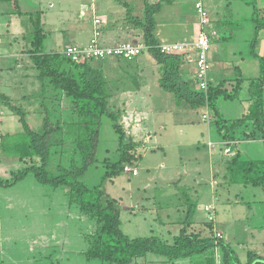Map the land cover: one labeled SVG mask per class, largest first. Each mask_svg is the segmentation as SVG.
I'll return each instance as SVG.
<instances>
[{
	"label": "rangeland",
	"instance_id": "1",
	"mask_svg": "<svg viewBox=\"0 0 264 264\" xmlns=\"http://www.w3.org/2000/svg\"><path fill=\"white\" fill-rule=\"evenodd\" d=\"M51 1V0H47ZM54 3L55 13L58 14L56 19H51L55 22V27H50V31L55 33H48V41H45L44 50L48 51V44L55 40V38L64 41L67 44L79 45L80 42H76L74 37L80 38L81 41H86L90 38V32L93 29V23L95 19L100 15L104 14L105 11L99 10L98 15H96V7L98 8L102 5L101 0H52ZM206 1V0H205ZM223 6V11L221 13L224 16L223 23L228 26H233V30H237L241 36H236L235 42H220L214 43L212 48V54L214 50H219V54L223 55L226 50L231 49L241 51L243 55H249L252 52L253 42L250 39L254 37L255 24L253 19H257L258 23H264V16L260 12L255 18L253 15L254 9L252 5H257L256 0H219ZM195 0L192 1H182L175 6H165L163 11L158 16L160 24L165 22V26L170 28L174 26H180L184 24L196 25L198 16L194 8ZM141 0H132L130 2L132 11L135 13L131 14L130 17H135L141 14ZM118 4V3H116ZM95 5L94 10L92 6ZM110 7L114 6V3L109 4ZM86 6V8H85ZM123 7V5H122ZM120 9V7H117ZM127 10V8H125ZM128 11V10H127ZM128 17V13H127ZM258 17L260 19H258ZM221 20V19H220ZM52 22V23H53ZM214 22V21H213ZM54 24V23H53ZM242 26V29H239ZM87 34L84 35V31ZM223 32V31H222ZM227 38L228 34H223ZM231 37V35H229ZM244 38V41H243ZM249 40L250 42H246ZM143 42V41H142ZM257 46V44H256ZM227 48V49H225ZM255 52L257 50L255 48ZM147 58V53L141 56L138 60L122 65L124 69L121 68H104V74L107 78L112 79L110 81L111 87L119 89L122 85H131V80L125 78L126 76L117 77V73L123 71L127 76L139 77L141 71L138 69V65L142 59ZM97 63V61H95ZM141 69V68H140ZM124 78V79H123ZM122 80H126L122 83ZM42 84V83H41ZM43 87V86H42ZM49 87V86H48ZM41 86L34 92V97L27 98V101H20L18 98L12 99V104L16 108H21L25 114L26 119L29 120L30 125L34 130H37L39 126L36 125L34 119L32 120L33 114L26 112L27 108L36 107L41 109L45 113V109H50L52 116L55 118V122L59 119H63L66 108H69V100L67 98H58L56 92L53 88L49 87L46 90H42ZM114 90V98L111 104L113 106H118V93ZM120 93V92H119ZM170 101L176 99L173 95H170ZM127 101V99H125ZM167 103L165 106L170 105L168 100L160 101ZM186 107V105L184 104ZM0 110L4 115L0 116V140L2 136H6L7 133L12 135L16 132H22L23 126L20 122V116L16 112L12 111L9 107L0 103ZM207 112H203V111ZM196 110L195 114L202 116L206 114L208 127L215 130L214 123L211 118V114L207 109ZM43 113V114H44ZM185 111L182 114H163L159 118L156 117V126L166 125L165 120L176 119L179 123L187 119L189 116ZM166 115V116H165ZM203 115V116H204ZM32 116V117H31ZM38 116V115H37ZM39 117V116H38ZM68 117V116H66ZM228 117H234V115H229ZM42 118V117H41ZM57 119V120H56ZM27 120V121H28ZM178 123V125H179ZM171 127L172 131H178L179 129L174 126ZM168 133L170 131L169 127ZM102 139L97 153L96 163L89 169L86 176L83 178V183L89 188L97 186L102 181V177L105 175L106 169L103 165L105 160L110 162H116L119 158V146L120 139L119 135L114 129L112 121L108 118L102 120ZM196 129H190V135H194L193 132ZM21 133L14 134L15 136ZM8 135V136H9ZM12 135V136H14ZM167 134H164L166 136ZM218 133L212 132V139L215 141L218 137ZM172 137L178 138L175 135ZM168 137V135L166 136ZM61 137H59L60 139ZM62 138L66 140L63 144H59L53 147V159L51 170L56 173L57 167L61 164L70 163V158L76 157L74 154V146L69 138L62 135ZM182 139H184L182 137ZM14 138L11 142H14ZM194 140V139H193ZM207 136L205 139L201 140L199 144L200 149H204L205 146L212 145L211 142L204 145L207 142ZM179 141V140H178ZM188 141V140H187ZM222 142L217 145L222 151L223 155L231 156L230 159L234 158L233 147L234 141L232 142ZM156 142V140H155ZM191 146H186L184 148V154L182 155L183 169L178 167L180 164V158L176 156V151L172 147L166 145V148L160 150H154L148 153V156L153 158V161L149 164L146 162V157L139 159L136 163L138 169L140 170V175L133 177L132 174H127V176H120L113 182L116 186L108 183L106 185V192L112 199L118 202L123 214L122 220V230L126 235L133 237L149 236V235H162L160 236L163 240L172 241L174 236H178L180 229L184 226L186 216L188 214V209L190 204L188 199L192 204L195 205V217L192 221V226L189 228L188 233L199 234L201 237L212 235L216 228L217 222L219 220H226L223 223H229L228 225H222L221 228L225 232H233L240 242L243 243V247L246 250H257L264 253V191L260 187L243 186L241 184L230 185L228 183L227 168L224 165L221 169H218L215 174L216 185L214 189H211L212 180L207 177V163L204 160L203 155H195L193 148L195 144L192 141L188 142ZM211 143V144H210ZM165 144H167L165 142ZM215 143H213L214 146ZM242 142L240 144L239 151L242 156L246 159H251L253 153L261 156L263 150L259 144ZM160 147V146H159ZM236 147V146H235ZM154 148L150 146L149 149ZM1 152V151H0ZM232 152V154H230ZM137 156V150L134 152ZM254 154V155H255ZM0 158V177L9 179L12 176V172H20L26 166L25 163L21 162L18 158L11 157L9 155H3ZM234 155V156H233ZM139 156V155H138ZM137 156V157H138ZM247 156L249 158H247ZM140 157V156H139ZM198 158V162L201 166L196 163L195 159ZM192 159V160H191ZM229 159V161H230ZM255 160V159H254ZM262 160V159H261ZM227 161V163L229 162ZM189 165H187V163ZM195 162V163H194ZM222 163V162H220ZM226 163V164H227ZM163 165V166H162ZM134 166V165H130ZM199 168L200 171H197ZM197 172H201L200 178ZM179 173V174H178ZM188 174L189 176H187ZM179 175H182L179 176ZM187 176V178H186ZM184 177V178H183ZM172 178L178 179L172 181L170 184L166 182L168 179ZM181 180V184L180 181ZM199 180V187L195 186L194 181ZM35 179L32 175L27 177L25 180L19 182L14 188L3 189L0 188V264H17V262L22 261L28 264L29 253L21 250L23 244L27 251H30L31 256L35 258L37 264H66L68 262L65 254H67L68 259L72 261L81 259L79 263H85L81 256H76V251L86 250V253L91 249L92 244L89 240V234H92L96 230V223L90 222V220L79 213L78 209L71 206L69 213L66 207L69 202L68 197H64L62 189H57L56 193H53L52 187H45L40 185V190L33 187V182ZM131 190V191H130ZM51 193V194H50ZM121 194V196H120ZM119 195V196H117ZM9 198L12 199L13 204L8 205L7 201ZM236 201H242L244 204L236 203ZM51 202V203H49ZM49 203L50 205H48ZM223 203L225 208H223ZM248 203V204H247ZM151 206L153 209L148 210ZM217 206H221L220 209ZM221 210V211H220ZM74 215L81 216L87 222H84V228L86 233L78 236L83 230L81 224L76 223L75 227L67 230L68 220L74 219ZM167 215V217H166ZM157 216L162 217L160 226ZM70 217V218H69ZM130 221V222H129ZM215 223L212 231L207 223ZM72 223V222H70ZM165 225L167 227H165ZM81 226V227H80ZM182 226V227H181ZM48 230V231H47ZM168 230V232L166 231ZM58 231L60 234L66 235L68 240H60L59 242H52V234ZM150 231H152L150 233ZM85 232V231H84ZM162 232V233H161ZM167 232V233H166ZM216 232V231H215ZM87 236L86 240L83 236ZM228 237V236H227ZM4 238L7 240L9 238L11 243L8 245L1 246L4 243ZM229 238V237H228ZM72 242L73 246L69 247L64 253V246L67 243ZM28 244V245H26ZM44 245V246H42ZM261 247V248H260ZM83 248V249H82ZM22 252V254L19 253ZM151 256V255H150ZM77 257V258H76ZM151 257H154L153 255ZM218 261L220 262L221 256L217 255ZM57 260V261H56ZM242 261V259H241ZM98 261H91L89 264H98ZM243 262V261H242ZM244 263V262H243ZM170 264V263H169Z\"/></svg>",
	"mask_w": 264,
	"mask_h": 264
},
{
	"label": "trees",
	"instance_id": "2",
	"mask_svg": "<svg viewBox=\"0 0 264 264\" xmlns=\"http://www.w3.org/2000/svg\"><path fill=\"white\" fill-rule=\"evenodd\" d=\"M11 2L17 13L24 14L17 0ZM174 2L175 0H161L157 4H150L148 0H144L145 14L141 19L130 17L132 9L128 4H123L128 10V21L136 28L142 29L146 50L160 65V87L164 92L173 95L180 105L185 104L195 111L207 109L223 141L237 140L238 131L242 128L251 129L250 132L243 134L247 140L264 137V57L255 52L257 34L252 41L251 53L259 60L260 76L251 83L254 90L253 104L246 116L230 121L222 116L219 104L221 101H235L238 98L244 83L242 75L236 81L233 91L226 89L228 82L226 80L216 85L210 81L207 92L199 91L197 83L186 81L183 77L185 55L162 51L155 34L156 16L165 5H172ZM41 15L40 12L29 15L34 29L27 38L30 57L39 72L38 79L43 85V90L53 88L56 96L67 98L71 106L67 115L63 119H56V122L50 109H47L41 129L34 130L27 121L25 112L14 107L10 98L0 94V103L16 112L23 126L20 135L8 134L9 136L1 137L0 158L1 154L9 155L18 158L26 166L20 172H12L9 179L0 177V188H13L32 175L41 186L68 190L71 206L77 208L97 226L92 234H87L92 244L86 253L89 262L96 260L102 264H133L139 259H148L150 255H154L165 258L170 264L188 260L192 264H264V257L253 251H247L248 259L243 263L237 249L225 240L219 239L217 233L209 237L188 233L196 214L195 205L189 199L190 207L184 226L172 241L163 240L155 235L130 237L123 232L122 210L118 202L107 194L105 188L108 183L125 174V166L135 165L139 161L140 158L134 154L136 143L127 138L120 124L122 113L111 108L109 83L102 69L93 65L96 60L72 62L64 54L68 47L62 52L44 50L47 35L41 24ZM255 22L259 21L255 19ZM263 28L264 23L259 24L257 30ZM219 39L221 42H227L230 38L219 33L217 40ZM104 118L112 121L119 135V158L116 162L105 160L103 165L106 172L102 181L99 185L89 188L82 180L96 163ZM62 135L71 140L74 154L78 158L72 157L70 163L59 165L55 173L50 168L53 147L63 144L66 139L62 138ZM13 138L15 140L11 142ZM226 168V178L228 177L230 185L260 187L264 191V159L250 160L238 153L227 163ZM214 225L216 224L207 223L210 230ZM219 254L220 262L217 257Z\"/></svg>",
	"mask_w": 264,
	"mask_h": 264
},
{
	"label": "crops",
	"instance_id": "3",
	"mask_svg": "<svg viewBox=\"0 0 264 264\" xmlns=\"http://www.w3.org/2000/svg\"><path fill=\"white\" fill-rule=\"evenodd\" d=\"M132 0H101L102 5H100L98 8L96 7V15H98L99 10L105 11L104 14H100L96 19L100 21V24H95V21L93 23V29L90 32V38L86 41H81L80 38L74 37V40H77L76 42H80L79 45L76 44H67L64 43V41H61L60 39L55 38V40L50 44H48V51L46 52H62L67 47L71 45L79 46V47H86L90 44V42L93 39H97L98 43L102 47H113L118 46L120 44L125 43H131L136 45H144L143 41V31L142 29L136 28L134 25H132L128 21L127 17V10H125L124 3L128 4L130 7ZM150 4H157L161 0H148ZM185 1H192V0H175V2L172 5H165V6H175L176 4ZM257 5H252V8L254 9L253 15L255 18L256 15H259L261 12L264 16V0H256ZM19 7L21 9V12L24 14L20 15L17 13L15 7L13 6L11 0H0V94L10 98L11 100L13 98H18L20 101H27L31 97H34V92L36 91L39 86L43 88L41 82L38 79L39 72L37 71L33 60L30 57V45L27 40V38L30 36V34L34 31L33 25L30 19L29 15H34L38 12L42 13L41 15V24L43 26L44 32L47 35V38L45 41H48V33L52 32L50 31V27H55V22L51 21V19H56L58 14L55 13L54 10V3L53 1H47V0H17ZM197 2L203 3L206 10L208 11L210 18L213 22V26L220 34H228L231 35L229 37L230 39L227 42H235L237 39L236 36H241L237 30H233V26L226 25L227 23L224 22V16L221 15L223 11V6L221 5V2L219 0H195L194 8ZM110 3H114V6L110 7ZM118 3V4H116ZM141 14H138L135 16V18H143L145 14L144 9V0H141ZM123 5V7H122ZM164 6V7H165ZM117 7H120V9H117ZM163 7V9H164ZM86 8V6H85ZM95 5L92 6V10H94ZM162 9V11H163ZM133 10V9H132ZM161 11V12H162ZM159 13L157 18V27H156V37L160 41L161 45H169V44H193L198 36L199 33V19H197L196 25H180V26H174L172 28H168V26L164 27L165 22L163 24H160L158 16L162 13ZM132 13H135V10L132 11ZM198 16V15H197ZM264 18V17H263ZM95 19V20H96ZM221 19V20H220ZM258 19H260L258 17ZM54 24H53V23ZM253 22H255V19H253ZM226 23V24H225ZM261 23L255 24L254 29V36L257 34V54L261 57H264V28L258 29V25ZM239 29H242V26H239ZM84 30H81V32ZM223 31V32H222ZM55 33V32H52ZM98 33V34H97ZM87 34L86 31H84V35ZM254 38V37H253ZM253 41V39H250V41ZM143 41V42H142ZM244 41V38H243ZM249 40H246V42H250ZM251 41V42H252ZM220 43L221 40H215L214 43ZM226 42V43H227ZM230 42V43H231ZM214 43L211 46L210 52H209V61L212 66L211 74H210V80L213 84H219L222 81L226 80L228 81L226 84V89L229 91H233L234 87L236 86V81L240 78V75H242L244 83L241 86V90L239 92L238 98L235 101H221L219 104V110L222 114V116L230 121L238 120L239 118H242V116H246L249 111L250 107L253 104V95L254 90H252L253 86L251 85L252 81L257 79L260 76V63L257 58H255L251 52H249V55H243L241 51H238L237 49L231 51L226 50L227 54H224L223 49V55L219 54V50H214V53L212 54V48ZM145 46V45H144ZM251 48V46H250ZM227 49V48H225ZM145 53H147V58H143L139 65L138 69L141 71L139 77H131L127 76V74L123 73V71L117 73V77L120 76H126L125 78L131 80V85H122L119 87V89L112 88L110 81L112 79L107 78L106 79L109 83V88L111 90V99L110 103L112 102V99L114 98L115 94L113 93L114 90H117L115 93H118V106H113L111 104V108L113 110H118L122 113V118L120 120V124L123 126L124 131L126 133V136L128 139H132L136 143V150L137 154L140 159L145 158L146 162L149 164L153 161V158L151 156H148L149 152H152L154 150H160L165 149L166 145L172 147L173 150L176 151V156L181 157L180 158V164L178 167L183 169V160L182 155L184 154V148L186 146H191L189 141L193 144L200 143L201 140L205 139V136H207V142L204 143V145L208 144V142H211L212 145L205 146L204 149H200L199 144L196 145L193 148L194 154L197 156H201V154L204 157L205 162L207 163L208 167L206 169L207 171V177H210L212 182L211 189L215 188L216 185V177L215 174H217V170L221 169L224 165L226 166L227 161L231 158L229 155H223L222 151H219L220 148L219 145L223 140L221 136L218 134L216 137L217 139L213 141L212 139V132L216 131L208 130V127H211V124H207L204 119L203 115H196L195 110H192L189 107H185L183 104H178L177 102H174V100L170 101V95L169 93H166L162 90L160 87V79H161V68L160 65L152 58L150 53L147 52L146 47L141 55H139L137 58H135L133 61H127L123 59L118 58H111L107 60H96L97 63H93L94 66L102 69L104 73V68H121L123 63L125 64L132 63L138 60L142 55L144 56ZM185 55V61L184 65L182 67V74L186 81H194L196 84V55L194 53L184 54ZM141 68V69H140ZM105 75V74H104ZM124 79V78H123ZM126 80H122V83H124ZM127 83V81H126ZM43 90V89H42ZM264 90V89H263ZM120 92V93H119ZM256 92V91H255ZM28 98V99H27ZM263 98H264V92H263ZM127 99V101L125 100ZM168 100L169 104L168 106H165L167 103H163L160 101ZM27 108L26 112H30V114H33L32 120L34 119V122L36 123L38 127L37 130L41 129V126L43 124L44 117L46 115L41 109H37L36 107L29 108V106H25ZM69 108L65 109V112H63L65 115L69 112ZM190 113L187 119L179 123L176 119H170L165 120L166 125H159L156 126V117H160L163 114H182L183 112ZM203 112H207L206 110ZM44 113V114H43ZM234 115V117H228L229 115ZM39 117H38V116ZM166 116V115H165ZM42 117V118H41ZM28 120V119H27ZM29 122V120H28ZM179 123V125H178ZM174 124L176 128L179 130L172 131L171 127ZM170 131L168 133V128ZM195 128L196 130L193 132L194 135H190V129ZM251 129L242 128L238 131L237 140L234 141L233 147L235 149H231L234 151V155H237L242 153L239 151L240 144L242 142H245L248 144V146H251L250 143H255L256 145L259 144L261 149L263 150V153L261 156L256 155L255 152L253 153L251 159L255 160H263L264 159V137H259L256 140H247L244 137V132H250ZM23 132V131H22ZM21 133L16 132L14 134ZM11 134V133H7ZM12 134V135H14ZM164 134H167L168 137L164 136ZM171 135H175L178 140ZM182 137L184 139H182ZM194 139V140H193ZM156 140V142H155ZM188 140V141H187ZM165 142L167 144H165ZM228 142V141H225ZM232 142V141H230ZM210 143V144H211ZM213 143L214 146H213ZM150 146H153L154 148L149 149ZM160 146V147H159ZM236 146V147H235ZM232 154V152L230 153ZM255 154V155H254ZM233 155V156H234ZM247 156V158H249ZM1 160V159H0ZM192 160V159H191ZM231 160V159H230ZM196 163L200 162L198 158L195 159ZM222 162V163H220ZM190 162L187 163L189 165ZM195 163V162H194ZM199 166H201L198 163ZM136 168H138V165H134ZM163 166V165H162ZM197 171H200L199 168H197ZM201 172H197L200 178L202 177ZM179 174V173H178ZM127 176L125 173L122 176ZM140 175V170L138 169V175ZM189 176L188 174H186ZM133 176V177H136ZM182 177V175H179ZM186 176V178H187ZM184 178V177H183ZM116 180V179H115ZM115 180L113 182H115ZM178 179H168L166 182L169 184L172 181H176ZM199 180H203L200 178ZM199 180L194 181L193 184L195 186L199 187ZM181 184V180H179ZM113 182L110 184L113 186ZM33 187L40 190V185L37 184L36 181L33 183ZM108 186V184H107ZM14 188V187H13ZM11 189V188H10ZM53 193H56L59 190L53 189ZM64 194V197H68L69 199V191L66 189L61 190ZM131 191V190H130ZM51 194V193H50ZM110 195V194H109ZM113 196V195H110ZM119 196V195H117ZM121 196V194H120ZM119 196V197H120ZM113 198H116L113 196ZM9 202L8 205H12L13 201L11 198L7 200ZM51 203V202H49ZM47 203L48 205H50ZM236 203L244 204L242 201H236ZM66 207L69 210V213L71 212V204L68 202ZM149 211L153 208L149 206ZM219 209L221 206H217ZM223 208H225L223 203ZM221 211V210H220ZM80 213V212H79ZM81 214V213H80ZM82 215V214H81ZM167 217V215H166ZM70 218V217H69ZM123 218V214L121 213V220ZM157 219L159 221H162L161 216H157ZM226 220H219L217 222L216 228L217 230L214 231V233H221L223 235V239L227 243H230L232 246H234L239 255L240 258L244 263L247 262L248 259V253L247 251H253L257 255L264 257V253L262 251L257 250H246L243 251L245 246L243 247V243L239 241L238 237L234 235L233 232H225L221 226L222 225H228L229 223H223ZM72 222V223H70ZM70 222L68 220L67 230L75 227L76 223L81 224L82 231L78 236H81L82 234H87L86 230L84 228V222H87V219L84 220L83 217L74 215V219L71 218ZM124 221L122 220V223ZM130 222V221H129ZM80 226V227H81ZM165 227H167L165 225ZM182 227V226H181ZM48 231V230H47ZM85 231V232H84ZM168 232V230H166ZM212 231V230H211ZM152 231H150L151 233ZM166 232V233H167ZM162 233V232H161ZM153 235V234H152ZM213 235V234H212ZM212 235H208L205 237H209ZM130 236V235H129ZM157 236V235H155ZM158 236H162L159 235ZM229 238H228V237ZM133 237V236H131ZM87 236H83V239L86 240ZM4 243L1 244V246L4 247V245H8L11 243V240L7 238ZM68 240L67 233L66 235L58 233V231H55L54 234H52L51 243L59 242L60 240L65 241ZM2 240H0L1 242ZM28 245V244H26ZM75 247L73 246L72 242L67 243V246H64L65 251L69 247ZM44 246V245H42ZM264 246V245H263ZM261 248V247H260ZM83 249V248H82ZM22 251L28 252L29 257L28 258V264H37L35 262V258L31 256V252L27 251L25 249V246L23 244V247L21 248ZM20 254H22L21 251H19ZM76 256H81L83 258L85 263H79L81 259L77 258L78 260H74L71 262L69 257H67V254H65V257L67 258L68 262L66 264H89V261L86 257V250H78L76 251ZM152 256V255H151ZM149 256L148 259H139L133 264H169L168 261L165 258H159V257H151ZM57 261V260H56ZM1 263V262H0ZM98 264H102L99 262H96ZM17 264H27L25 262L19 261ZM55 264V263H54ZM175 264H192L191 261H182L177 262Z\"/></svg>",
	"mask_w": 264,
	"mask_h": 264
},
{
	"label": "built area",
	"instance_id": "4",
	"mask_svg": "<svg viewBox=\"0 0 264 264\" xmlns=\"http://www.w3.org/2000/svg\"><path fill=\"white\" fill-rule=\"evenodd\" d=\"M195 11L199 19V33L196 41L193 44H169L161 45L162 51L167 53H180L196 55V83L199 91L207 92L209 88L210 74L212 70L209 61V52L212 43L219 38V32L213 26L208 11L201 2L195 5ZM95 24H100L99 20H95ZM98 34V33H97ZM144 45H136L131 43L120 44L113 47H102L99 45L97 39H93L86 47H79L75 45L69 46L64 54L71 59L72 62L81 63L86 60H107L111 58H118L127 61H133L143 53ZM4 113L0 110V116ZM204 121H207L206 114L203 116ZM126 174L132 176L138 175V168L127 165L124 168ZM219 239L223 238L221 233H217Z\"/></svg>",
	"mask_w": 264,
	"mask_h": 264
},
{
	"label": "clouds",
	"instance_id": "5",
	"mask_svg": "<svg viewBox=\"0 0 264 264\" xmlns=\"http://www.w3.org/2000/svg\"><path fill=\"white\" fill-rule=\"evenodd\" d=\"M223 239V238H222Z\"/></svg>",
	"mask_w": 264,
	"mask_h": 264
}]
</instances>
